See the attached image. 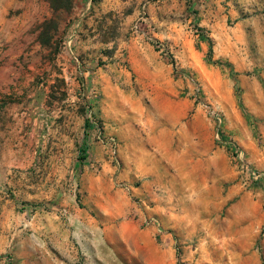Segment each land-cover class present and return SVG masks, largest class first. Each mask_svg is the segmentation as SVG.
Returning <instances> with one entry per match:
<instances>
[{
  "label": "rangeland",
  "instance_id": "obj_1",
  "mask_svg": "<svg viewBox=\"0 0 264 264\" xmlns=\"http://www.w3.org/2000/svg\"><path fill=\"white\" fill-rule=\"evenodd\" d=\"M211 107L264 171V0H0V264H264Z\"/></svg>",
  "mask_w": 264,
  "mask_h": 264
},
{
  "label": "built area",
  "instance_id": "obj_2",
  "mask_svg": "<svg viewBox=\"0 0 264 264\" xmlns=\"http://www.w3.org/2000/svg\"><path fill=\"white\" fill-rule=\"evenodd\" d=\"M145 19H146V7L145 4H143L133 23L132 28L134 32L138 33L140 31L139 24ZM149 39L154 43V45L157 48H159L160 50L164 49V45L161 41H158L151 37H149ZM208 113L214 125V134H213L214 140L230 148V152H231L230 156L233 165L238 175L241 177V179L245 183H252V182L264 180V171L255 168L250 163L249 159L246 156L245 150L241 146L233 143L232 141L224 137L223 129H222V125H223L222 114L214 107L209 108ZM88 118L90 119V121L94 122L90 114L88 115ZM98 139L103 146L105 147L109 146L110 149H112L113 151L116 149L117 142L114 136L112 135H109L108 137L99 136Z\"/></svg>",
  "mask_w": 264,
  "mask_h": 264
},
{
  "label": "crops",
  "instance_id": "obj_3",
  "mask_svg": "<svg viewBox=\"0 0 264 264\" xmlns=\"http://www.w3.org/2000/svg\"><path fill=\"white\" fill-rule=\"evenodd\" d=\"M211 30L210 35H214V32L217 31V25H218V20L216 18L213 19V21L209 22L207 24ZM246 79H243L242 82L245 83Z\"/></svg>",
  "mask_w": 264,
  "mask_h": 264
}]
</instances>
